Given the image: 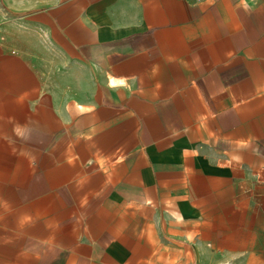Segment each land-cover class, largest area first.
Instances as JSON below:
<instances>
[{"label":"crops","instance_id":"crops-1","mask_svg":"<svg viewBox=\"0 0 264 264\" xmlns=\"http://www.w3.org/2000/svg\"><path fill=\"white\" fill-rule=\"evenodd\" d=\"M0 264H264V0H0Z\"/></svg>","mask_w":264,"mask_h":264}]
</instances>
